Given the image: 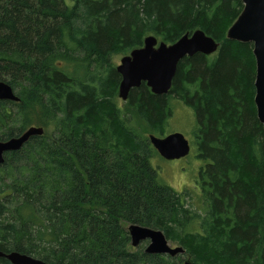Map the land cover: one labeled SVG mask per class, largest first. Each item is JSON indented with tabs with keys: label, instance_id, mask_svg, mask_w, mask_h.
I'll use <instances>...</instances> for the list:
<instances>
[{
	"label": "trees",
	"instance_id": "obj_1",
	"mask_svg": "<svg viewBox=\"0 0 264 264\" xmlns=\"http://www.w3.org/2000/svg\"><path fill=\"white\" fill-rule=\"evenodd\" d=\"M0 0V252L48 264H264V126L252 43L227 38L242 0ZM201 30L217 53L185 57L166 95L146 83L119 104L115 56L149 36L172 45ZM173 100L194 112L198 207L161 179L149 136ZM163 231L170 257L131 247L129 225ZM0 264H11L0 258Z\"/></svg>",
	"mask_w": 264,
	"mask_h": 264
},
{
	"label": "water",
	"instance_id": "obj_2",
	"mask_svg": "<svg viewBox=\"0 0 264 264\" xmlns=\"http://www.w3.org/2000/svg\"><path fill=\"white\" fill-rule=\"evenodd\" d=\"M244 9L238 19L227 33L229 40L252 43L256 58L255 104L259 121L264 126V0H242ZM220 44L207 36L203 31L197 30L193 34H185L172 45L159 42L154 36H149L144 41L142 48L133 50L121 59L117 71L121 75L119 85V98L127 101L130 91L146 83L153 94L166 95L173 85L178 65L185 57L196 54L211 56L217 53ZM19 102L20 98L12 87L0 81V102ZM43 128L29 127L19 137L0 141V167L5 163V153L16 152L35 136L44 135ZM149 139L160 157L167 161L181 160L189 157L192 146L184 134L171 133L163 138L150 135ZM132 247L138 248L143 242L148 241L146 253L153 255H169L176 257L184 255L185 249L181 246L172 247L170 242L157 229L143 227L137 224L129 226ZM0 258L7 259L11 264H48L40 259L33 258L20 252L2 253ZM183 264H192L187 259Z\"/></svg>",
	"mask_w": 264,
	"mask_h": 264
},
{
	"label": "rangeland",
	"instance_id": "obj_3",
	"mask_svg": "<svg viewBox=\"0 0 264 264\" xmlns=\"http://www.w3.org/2000/svg\"><path fill=\"white\" fill-rule=\"evenodd\" d=\"M68 5L72 6V0H66ZM124 56H115L113 58V63L118 66L121 63V59ZM119 104L123 105L124 101L119 99ZM173 117L170 120V126L168 133L179 132L184 134L186 138L193 143L194 135L193 130L196 125L195 115L191 109L186 108L180 101L173 100ZM195 147L192 146L191 153L189 157L182 158L181 160L167 161L161 157L152 159L154 166L157 168L161 179L172 188L178 192L187 191L188 204L194 208L198 207V195H197V183L199 168L202 167V162L200 163L195 158ZM130 226V225H129ZM129 229V227H128ZM170 242V246L177 247L179 245ZM148 241L143 242L138 248L144 247L146 249ZM132 245V244H131ZM132 247V246H131ZM134 248V247H133ZM134 248V249H138ZM169 256V255H166ZM171 257V256H170Z\"/></svg>",
	"mask_w": 264,
	"mask_h": 264
}]
</instances>
